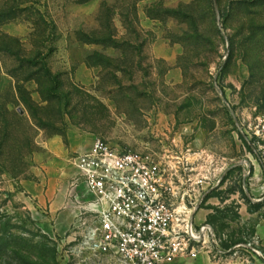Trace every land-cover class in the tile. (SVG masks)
I'll return each instance as SVG.
<instances>
[{
  "label": "rangeland",
  "instance_id": "rangeland-1",
  "mask_svg": "<svg viewBox=\"0 0 264 264\" xmlns=\"http://www.w3.org/2000/svg\"><path fill=\"white\" fill-rule=\"evenodd\" d=\"M233 1L0 0V264H116L82 237L94 214L72 157L95 137L188 154L212 178L194 224L207 213L221 245L256 238L264 257L246 201L264 193V31ZM106 33L115 47L84 41Z\"/></svg>",
  "mask_w": 264,
  "mask_h": 264
},
{
  "label": "built area",
  "instance_id": "built-area-1",
  "mask_svg": "<svg viewBox=\"0 0 264 264\" xmlns=\"http://www.w3.org/2000/svg\"><path fill=\"white\" fill-rule=\"evenodd\" d=\"M252 133L264 139L263 118L256 117ZM72 162L76 181L91 199L83 209L93 211L94 221L82 237L95 255L116 264H169L200 253L218 260L242 246L224 250L210 223L194 224L203 186L212 178L192 167L188 154L158 159L95 137ZM255 201L262 202L264 221V194Z\"/></svg>",
  "mask_w": 264,
  "mask_h": 264
},
{
  "label": "crops",
  "instance_id": "crops-1",
  "mask_svg": "<svg viewBox=\"0 0 264 264\" xmlns=\"http://www.w3.org/2000/svg\"><path fill=\"white\" fill-rule=\"evenodd\" d=\"M57 142H58L57 138H51V139L47 140L48 145H51V144L57 143ZM89 146H90V144L87 147L74 152L73 156L77 152H81V151L87 149ZM261 194H262V192H260L257 196L253 195V197L249 198V201L251 203H255L256 202L255 199L260 197ZM260 206H262V202H260ZM243 208L245 210L246 206H244ZM241 209L242 208H240V210ZM205 214H207V213L201 214L200 222L206 221L205 218H202L203 216H205ZM200 222H198V223H200ZM216 233H217V231H216ZM217 235H218V233H217ZM257 240L258 239H256V238H255V241L254 240H248V239H242V241H237V242H234V243L229 244L227 246L221 245V243H220L221 248L224 250L230 249L237 244H240V245L242 244V246L249 244L250 247L240 246L238 249L235 248L232 251H230V253H233L235 251L236 252L235 256H233L229 253V254L221 257L218 260H211L207 255L200 253L195 258H180V259L174 260L173 262H171L169 264H264V257L261 254V250L258 246L259 241H257ZM251 248H253L255 251H253V249H251Z\"/></svg>",
  "mask_w": 264,
  "mask_h": 264
},
{
  "label": "trees",
  "instance_id": "trees-1",
  "mask_svg": "<svg viewBox=\"0 0 264 264\" xmlns=\"http://www.w3.org/2000/svg\"><path fill=\"white\" fill-rule=\"evenodd\" d=\"M234 5L237 6H244L245 9L243 10V14L247 18V22L249 24V27L247 28L248 31L252 32L254 29H252V26H257V29L259 32L264 31V12L261 11V9H264V0H234ZM238 9V7L236 8ZM255 20L258 21V25H255ZM252 24V25H251ZM112 35L109 34H103L97 39H84V41L88 43H96L101 45H107L115 47V40L111 37ZM82 40V39H81ZM99 58H103L99 56L97 53H92L86 56L85 62L88 64H103V61ZM247 202H250L248 199H246ZM260 202H257L255 205L258 206ZM200 208V206H199Z\"/></svg>",
  "mask_w": 264,
  "mask_h": 264
}]
</instances>
